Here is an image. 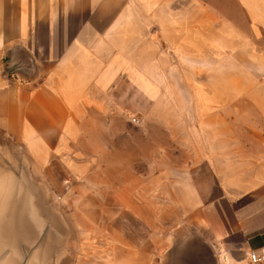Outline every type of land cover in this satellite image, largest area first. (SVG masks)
Listing matches in <instances>:
<instances>
[{
    "label": "crops",
    "instance_id": "0c3cea01",
    "mask_svg": "<svg viewBox=\"0 0 264 264\" xmlns=\"http://www.w3.org/2000/svg\"><path fill=\"white\" fill-rule=\"evenodd\" d=\"M200 1L0 0V264H248L264 245V85L246 124L232 101L224 116L218 77L213 91L198 87V126L170 121L185 129L189 166L186 179L167 178L165 198L158 176L144 183L137 166L111 167L112 127L161 92L160 16L168 47L176 14L189 15L200 46L222 30V8ZM234 1L264 78V0Z\"/></svg>",
    "mask_w": 264,
    "mask_h": 264
},
{
    "label": "rangeland",
    "instance_id": "374dc122",
    "mask_svg": "<svg viewBox=\"0 0 264 264\" xmlns=\"http://www.w3.org/2000/svg\"><path fill=\"white\" fill-rule=\"evenodd\" d=\"M200 2L207 7L222 8L223 14L220 16L222 30L208 29L204 34L206 44L200 46L198 41L190 38L193 32L185 29L190 20L184 18H189V15L176 14L175 26L179 29L176 30L174 46L169 44L168 47L166 16H160V35H163L160 40L164 44L161 49L166 58L160 54L163 57L164 69L159 79L161 92L158 100L150 102L143 96L144 110L135 114L125 113L120 117L124 126L112 127L111 130V167L137 166L142 169L144 183H150L151 179L158 176L160 199L166 197L165 184L168 177H175L176 180L186 179L183 168L189 166V158L183 151L181 137L185 129L182 125L177 127L176 123L175 127L170 126V121L186 119L192 128L198 126V110L193 105L198 102V87L213 91L218 77V87L222 89L224 116L229 118L231 113L229 105L232 101L231 103L238 106H235V114L244 124L256 114L253 104L262 97L253 93L254 87L264 85V78L262 64L248 61L249 56L243 43L246 36L245 14L234 0ZM197 4L199 0H175L176 10ZM213 17L207 16L208 28L214 26L211 23L214 22L211 20ZM259 75L261 76L258 77ZM233 88L238 89L237 94H232ZM133 117L139 122H133ZM174 128L175 132L178 130L175 134L172 132ZM173 169L175 174L168 176L167 172H173ZM114 172L108 178L125 181L130 177ZM103 177V174L94 175V180L101 182ZM46 194L48 198L56 200L57 196L61 195L53 185L48 187ZM58 202L63 203L62 200ZM170 209L160 205V215ZM181 237L182 232L177 228L172 238L178 242Z\"/></svg>",
    "mask_w": 264,
    "mask_h": 264
},
{
    "label": "built area",
    "instance_id": "2783aa9c",
    "mask_svg": "<svg viewBox=\"0 0 264 264\" xmlns=\"http://www.w3.org/2000/svg\"><path fill=\"white\" fill-rule=\"evenodd\" d=\"M132 121L136 123L139 122V120L136 117H133ZM59 199H61L60 196ZM227 264H241V263L227 262ZM248 264H264V245L258 248H253L249 251Z\"/></svg>",
    "mask_w": 264,
    "mask_h": 264
},
{
    "label": "water",
    "instance_id": "95a60500",
    "mask_svg": "<svg viewBox=\"0 0 264 264\" xmlns=\"http://www.w3.org/2000/svg\"><path fill=\"white\" fill-rule=\"evenodd\" d=\"M10 65H11V64H10ZM11 66H12V65H11ZM33 67H34V66H33L32 64H29V63H28V64L26 65V70H25V72H24V71H23V72H24L25 74H31V75H32L33 72H34V68H33ZM56 201H59L58 196H57V200H56Z\"/></svg>",
    "mask_w": 264,
    "mask_h": 264
}]
</instances>
